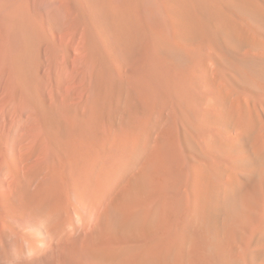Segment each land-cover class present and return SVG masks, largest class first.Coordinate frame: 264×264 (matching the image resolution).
Here are the masks:
<instances>
[{"label": "bare ground", "instance_id": "6f19581e", "mask_svg": "<svg viewBox=\"0 0 264 264\" xmlns=\"http://www.w3.org/2000/svg\"><path fill=\"white\" fill-rule=\"evenodd\" d=\"M234 9L264 43L244 0H0V264L262 261L264 134L215 77L264 87Z\"/></svg>", "mask_w": 264, "mask_h": 264}, {"label": "rangeland", "instance_id": "374dc122", "mask_svg": "<svg viewBox=\"0 0 264 264\" xmlns=\"http://www.w3.org/2000/svg\"><path fill=\"white\" fill-rule=\"evenodd\" d=\"M244 1H245V4L247 5L248 10H253V9L256 10V8L259 7V8H263V11H264V0H244ZM232 12H234V13H232ZM230 13H232L231 16H233V17H231V20L234 22L237 31L239 30L238 32L237 31L236 32H237V38H238V40H240V42H234L235 43L234 46H239L240 45L241 47L240 48L239 47H232V48L229 47L230 48L229 53H228L229 55H227V58H226L227 62L229 63L230 60L232 59V57H230V56L233 55L234 57H236L239 54H241L242 51L243 52L244 51L245 52H248V51L249 52H257L258 53V51L260 52L261 50H264L262 48V45L264 43H263V41L260 40V36L256 35L255 33H248L247 30H246L247 26H248L246 24V22H247V20H249V16H250V15H248L249 12H247L245 10V16H247V17H245L246 18L245 19V31H244V29L242 28V26L240 24L242 21H244L243 20L244 19V15H242L243 13H240L239 11H237L235 9L232 10ZM240 15H241V17H240ZM236 16H238V18ZM230 52H233V53H230ZM223 69L224 70L227 69V72L223 73V72H221V70H218L215 73V77H216V83H218V85H220L219 89H221V91L223 89V92H225L223 96L225 97V99H227L226 102H227L228 107L235 108V109L239 110L240 113L242 114V116H244V118H246L245 122H247L250 126L252 125V127H254V129H257V132H259V134H264V103L261 104L260 102H258L259 101L258 99L264 97V93H263L264 92V87H263V85L259 84L260 86L259 85L257 86L255 82L253 84H251V83L246 82V81H245V84H246L245 85L244 83L240 82L239 80H234V79H238L239 77L235 76V73L232 72V70L228 69L227 67H223ZM235 77H237V78H235ZM224 78H226L231 83V85H228L229 82L224 81ZM250 85H251V87H252V85L255 86V87H252L253 90L250 87ZM259 87H260L261 90L259 89ZM255 88H257V89L255 90ZM243 90H244V93H243ZM235 97H236V99H235ZM241 104H243V105H241ZM262 105H263V107H262ZM242 111H243V113H242ZM256 112H259V114L261 116V118H258L259 121H256V119H254L255 118L254 114ZM257 122H259V123H257ZM247 148L251 149V145H249V147L247 146ZM257 264H264V258L262 259V261H258Z\"/></svg>", "mask_w": 264, "mask_h": 264}]
</instances>
